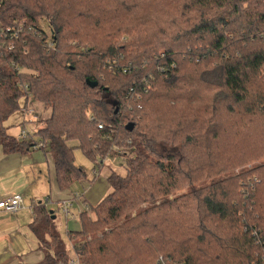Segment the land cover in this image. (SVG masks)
I'll list each match as a JSON object with an SVG mask.
<instances>
[{
    "label": "trees",
    "instance_id": "obj_1",
    "mask_svg": "<svg viewBox=\"0 0 264 264\" xmlns=\"http://www.w3.org/2000/svg\"><path fill=\"white\" fill-rule=\"evenodd\" d=\"M146 2L0 0L4 29L25 28L0 39L5 153L44 143L62 191L86 178L75 149L101 167L117 146L127 170L71 251L37 210L41 264H264V167L229 176L264 158V0ZM28 96L51 115L21 140L5 124Z\"/></svg>",
    "mask_w": 264,
    "mask_h": 264
},
{
    "label": "crops",
    "instance_id": "obj_2",
    "mask_svg": "<svg viewBox=\"0 0 264 264\" xmlns=\"http://www.w3.org/2000/svg\"><path fill=\"white\" fill-rule=\"evenodd\" d=\"M22 100L25 106L21 109V127L22 130L30 132L31 136L43 128L44 121L51 112L32 97ZM8 134L12 136L10 129ZM46 149L45 146L43 149H33L27 154H7L0 145V201L16 194H21L24 199L23 207L16 214L0 212V264H41L44 261V252L40 250V242L31 228L38 209L49 210V204L54 203L59 214H64L62 208L65 202H73L72 209L78 205L79 210L83 204L91 205L89 199L80 193L72 195V199L69 195V199H66L67 192L60 190L56 184L53 158ZM47 198L51 199V203L37 205ZM66 220L68 225L71 219L66 217ZM81 228L75 231H80Z\"/></svg>",
    "mask_w": 264,
    "mask_h": 264
},
{
    "label": "rangeland",
    "instance_id": "obj_3",
    "mask_svg": "<svg viewBox=\"0 0 264 264\" xmlns=\"http://www.w3.org/2000/svg\"><path fill=\"white\" fill-rule=\"evenodd\" d=\"M147 4H152L153 0H146ZM162 5L169 9L172 10L171 6H175L174 0H161ZM177 2L182 3L183 0H176ZM161 12V11H160ZM158 13V10L156 11ZM46 27V25L44 24ZM262 80V77H260ZM25 106L24 100L20 102V109L14 113V115L9 118L6 121V125L8 128H10V133L13 137H18L19 138V133H21V130L23 127H21L23 123V113L21 112V109H23ZM45 107V106H44ZM29 125V124H28ZM44 125V124H43ZM264 141V140H263ZM76 144V143H75ZM75 154V162L78 167L83 169L86 173V178L80 182H76L73 184L71 189L66 190L67 192V197L66 199H69V195L71 196L70 198L77 194H83L87 199H89V202L93 207L97 206L102 202L105 196L111 193V187L109 185V182H107V179L109 176H111L114 173H118L121 176H126L127 170L125 167V160L122 156H119L117 153L112 152L111 155H109L106 160H104L103 164L101 167L96 166L93 164V162L83 154V152L80 149H75L74 151ZM264 167V158H260L259 160L250 162L245 164V166H239L237 168H234L232 170L233 173H231L229 176L232 175H237L238 173H243L245 174V171L248 169H259V168ZM98 171V175L95 176L94 172ZM223 177H228L224 176ZM73 195V196H72ZM41 202H44V200H41ZM78 205H75L74 208L70 209V212L74 217V219H71L67 225V220L65 217V214H62L58 212L57 205L54 203L49 204V211L50 212H55V217L57 219H53V214L51 219L55 222V226L58 227L59 235L61 236V239L64 241L66 244L67 251L72 250V246L70 245V241L68 240L67 233L70 231H75V229H79L81 226L80 223V217H81V212L79 210V207L77 208ZM89 216L95 217V213L89 211ZM70 245V246H69ZM71 247V249H69ZM73 254V252H72ZM71 254V255H72Z\"/></svg>",
    "mask_w": 264,
    "mask_h": 264
},
{
    "label": "built area",
    "instance_id": "obj_4",
    "mask_svg": "<svg viewBox=\"0 0 264 264\" xmlns=\"http://www.w3.org/2000/svg\"><path fill=\"white\" fill-rule=\"evenodd\" d=\"M45 32L47 33L48 35V38H47V47L52 49L54 47V44H53V40H52V32L50 31L49 27L46 26V28L44 29ZM25 31V28L22 26V25H19L18 26V29L16 30H6L4 29V27L0 24V39L1 37H8L10 36V39H18L20 34H22L23 32ZM31 31H33V29L31 28ZM12 33V34H11ZM6 47V43L1 41L0 40V53H2L4 51V48ZM13 49V46L10 47V50ZM28 52L27 48L24 49L23 51V54L26 55ZM27 98H31L30 96H28ZM30 112H32V110H30ZM30 132H27L26 130H22L21 131V134L19 136V139L21 140H28L30 138ZM46 145L43 143V144H40L38 145L35 149L37 148H42L45 147ZM113 151L118 153V154H121L120 153V150L117 146H115L113 148ZM123 154V153H122ZM95 176L98 175V171H95L94 172ZM79 198V197H78ZM23 203H24V199H23V196L21 194H16L15 196H12L10 198H6V199H3L2 201H0V212H6V213H9V214H16L17 211H19L22 207H23ZM48 203H51V199L47 198L44 202H40L38 203L37 205H47ZM73 207V202L69 201V202H65L63 204V208H62V212L65 214V216L67 217V219H74L75 216H73L70 212V209ZM89 211V206L83 204L81 206V210L80 212L83 213V212H88ZM70 264H81L80 261H79V258H75L74 260L71 261ZM157 264H168L166 263L163 258L159 260V262Z\"/></svg>",
    "mask_w": 264,
    "mask_h": 264
},
{
    "label": "water",
    "instance_id": "obj_5",
    "mask_svg": "<svg viewBox=\"0 0 264 264\" xmlns=\"http://www.w3.org/2000/svg\"><path fill=\"white\" fill-rule=\"evenodd\" d=\"M90 86L92 87V88H96L97 86H98V84H96V83H94V84H90ZM134 129V125L133 124H131V125H129L128 127H127V131H132ZM51 214H53L52 212H50ZM56 217L54 216V214H53V219H55Z\"/></svg>",
    "mask_w": 264,
    "mask_h": 264
}]
</instances>
